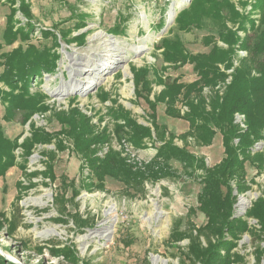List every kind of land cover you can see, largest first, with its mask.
Wrapping results in <instances>:
<instances>
[{
	"label": "rangeland",
	"instance_id": "rangeland-1",
	"mask_svg": "<svg viewBox=\"0 0 264 264\" xmlns=\"http://www.w3.org/2000/svg\"><path fill=\"white\" fill-rule=\"evenodd\" d=\"M205 1L0 2V75L5 71L1 54L33 47L57 55L54 71H42L29 82L32 93L46 97L44 105L48 110L35 113L27 123L17 111L14 121L2 120L1 125L9 138L19 139V144L32 137L31 125L58 134L52 144L35 145L26 163L23 149H18L17 165L0 178V264H190L185 255L190 240L176 242L172 236L176 232L187 233L193 225L200 228L206 224L198 201L202 190L198 176L204 171H197L193 177L181 173L174 179L145 182L140 189L144 193L132 192L131 196L126 195L125 186L112 179H107L104 191H80V181L88 175V169L82 173L84 160L72 151V143L63 136L58 116L78 110L99 126L98 131L108 127L112 133L114 124L107 118V111L123 109L139 125L151 128L152 138L146 140V148L137 149L127 138L118 139L112 134L110 147L121 152L128 164L145 166L162 143L149 120L150 107L140 97L149 93V101L154 102L165 89L160 81L187 84L197 80L191 64L166 61L173 52L165 48V43H177L190 55L208 52L214 45L227 49L217 40L218 28L227 19L219 23L207 18ZM227 1L240 14L259 19L258 11L251 6L254 0ZM184 7L188 9L183 12ZM210 13L214 14V10ZM227 26L233 32L239 28L238 24ZM117 27L119 34L114 31ZM236 34L245 37L243 32ZM207 42L212 44L207 46ZM237 56L241 57L240 52ZM144 81L149 82L150 92L143 88ZM0 89L9 91L2 82ZM103 98L107 100L104 102ZM6 106L0 101V118ZM177 108L181 113L187 110L181 105ZM165 110L164 104L158 105V124L167 127L166 139L173 133L178 137L175 143L182 147L189 124L167 116ZM58 141L66 149L60 150ZM188 142V150L204 157L209 168L225 156L220 134L209 147H198L192 139ZM256 149L261 151L263 146L258 144ZM49 164L54 181L48 176ZM172 165L181 171L180 164ZM246 170L247 180L255 179L257 184H251V191L239 195L234 216L244 215L263 194L264 172L257 175L249 163ZM63 176L75 180L80 192L75 196L71 189L67 190L65 200L57 204ZM231 185L233 195H237L236 182ZM241 199L248 203L245 208L240 206ZM248 224L252 229L260 228L254 220ZM201 242L207 246L203 237ZM263 250V240L245 234L234 253L243 257L239 264H264Z\"/></svg>",
	"mask_w": 264,
	"mask_h": 264
},
{
	"label": "trees",
	"instance_id": "trees-1",
	"mask_svg": "<svg viewBox=\"0 0 264 264\" xmlns=\"http://www.w3.org/2000/svg\"><path fill=\"white\" fill-rule=\"evenodd\" d=\"M209 1H205L207 18L216 19L219 23L227 19L226 24L222 22L219 26L217 35V40L227 49L214 45L208 52L190 55L185 54L177 43L162 42L169 52H173L167 55L166 61L191 64L197 80L187 84H180L177 80L167 83L160 81L165 89L154 102L149 101V93L140 97L150 107L149 120L157 140L162 143L150 162L141 167L132 166L121 152L110 147L112 134L118 139L127 138L137 149L146 148V140L152 138V129L139 125L123 109L109 108L107 111V118L114 124L112 133L108 127L98 131L99 126L78 110H72L68 116L59 114L58 122L63 125V136L73 145L72 151L84 160L82 173L85 168L88 169V175H83L80 181V191H104L107 179H112L125 186L126 195L131 196L132 192L135 195L144 193L140 189L145 182L174 179L181 173L193 177L197 171H204L198 176L202 183L198 201L206 224L200 228L193 225L187 233L176 232L172 237L176 242L186 238L190 240L189 250L185 254L190 264H239L243 257L234 253V249L245 234L264 241V190L244 215L234 216V204L239 195L251 191V184H257L255 179L251 182L247 180L246 163L257 170V175L264 172V0H254L251 4L252 9L258 11V20L251 19L249 14H240L235 5L227 0L218 3ZM188 7L181 11H186ZM213 10L214 14L210 13ZM227 23L233 26L238 24L239 28L233 32ZM119 29H114L116 34H119ZM238 32L245 33V37L237 36ZM211 44L206 43L207 46ZM241 50L247 53L246 57L237 56ZM1 57L4 58L5 71L0 75V82L9 91L0 89V101L7 105L4 116L0 118V178L17 165L18 149H23L22 158L26 163L35 145L52 144L58 135L31 125L34 130L32 137L19 144V139L9 138L1 125L2 120L14 121L17 111L22 113L23 123H27L35 113L48 110L44 105L46 97L32 93L29 82L33 75L42 71H54L57 55L31 47L25 51L1 54ZM236 62L237 65L234 64ZM230 70L232 72L227 74ZM143 88L150 92L148 81H144ZM106 100L103 98L104 102ZM159 104L166 106L167 116L189 124L188 132L182 137L185 143L182 147L175 143L178 139L175 134L169 133V139H166L168 129L157 121ZM178 105L187 110L181 113ZM236 114L245 117V128L236 122ZM120 121L123 123L120 124ZM217 134L222 137L225 156L221 162L209 168L204 157L188 150L187 142L192 139L198 147H209ZM258 144L263 146L261 151L256 149ZM57 146L60 150L65 148L61 141ZM106 147L107 152H104ZM102 152V156L98 155ZM173 162L181 165V171L173 167ZM21 167L24 169L23 165ZM48 174L51 181L56 179L52 164L48 166ZM232 182H236L237 195H233ZM69 189L75 196L80 192L75 180L69 181L63 176L61 196L55 199L57 204L65 200L64 195ZM249 220L256 221L260 228L252 229ZM202 237L207 246L202 244Z\"/></svg>",
	"mask_w": 264,
	"mask_h": 264
},
{
	"label": "built area",
	"instance_id": "built-area-1",
	"mask_svg": "<svg viewBox=\"0 0 264 264\" xmlns=\"http://www.w3.org/2000/svg\"><path fill=\"white\" fill-rule=\"evenodd\" d=\"M239 52H240V55H241L240 58H243V57L247 56V53L245 51L241 50ZM235 65H237V62L235 63ZM235 117H236L237 123H239L242 128H245V117L243 115H240V114H236Z\"/></svg>",
	"mask_w": 264,
	"mask_h": 264
},
{
	"label": "bare ground",
	"instance_id": "bare-ground-1",
	"mask_svg": "<svg viewBox=\"0 0 264 264\" xmlns=\"http://www.w3.org/2000/svg\"><path fill=\"white\" fill-rule=\"evenodd\" d=\"M123 59H125V58H122V57H121V60H123ZM247 204H248V203L246 202V199H245V200H242V199H241V202H240V206H241V208H245V206H247Z\"/></svg>",
	"mask_w": 264,
	"mask_h": 264
},
{
	"label": "water",
	"instance_id": "water-1",
	"mask_svg": "<svg viewBox=\"0 0 264 264\" xmlns=\"http://www.w3.org/2000/svg\"><path fill=\"white\" fill-rule=\"evenodd\" d=\"M250 206V205H249Z\"/></svg>",
	"mask_w": 264,
	"mask_h": 264
}]
</instances>
